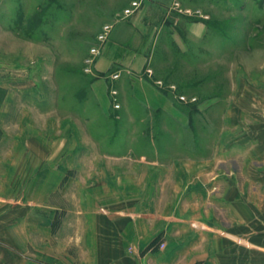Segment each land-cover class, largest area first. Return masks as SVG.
<instances>
[{
  "label": "rangeland",
  "instance_id": "rangeland-1",
  "mask_svg": "<svg viewBox=\"0 0 264 264\" xmlns=\"http://www.w3.org/2000/svg\"><path fill=\"white\" fill-rule=\"evenodd\" d=\"M134 1L140 6L127 15ZM193 21L205 31L191 39ZM108 23V39L124 26L140 45L154 39L143 70L155 80L158 68L165 88L176 85L183 121L130 94L118 108L95 95L100 73L87 59L108 41L98 39ZM245 89L264 98V0H0V192L15 203L46 198L53 211L75 201L123 208L146 190L129 186L145 174L141 162L210 154ZM260 230L261 247L264 220ZM239 254L264 263L262 248Z\"/></svg>",
  "mask_w": 264,
  "mask_h": 264
},
{
  "label": "crops",
  "instance_id": "crops-1",
  "mask_svg": "<svg viewBox=\"0 0 264 264\" xmlns=\"http://www.w3.org/2000/svg\"><path fill=\"white\" fill-rule=\"evenodd\" d=\"M188 29L191 39L199 38L205 23L193 21ZM122 30L96 60L95 95L112 106L108 75L117 65L118 100L130 94L183 121L174 91L155 84L167 77L157 68L153 80L143 70L154 39L140 45L137 32ZM174 38L179 44L183 39L178 33ZM246 91L230 103L210 154L170 153L141 162L146 175L129 186L146 190L127 197L123 208L75 201L53 211L46 198L15 203L0 192V264H264L239 261V253L264 250L257 241L264 220V98L259 90ZM247 243L252 249H245Z\"/></svg>",
  "mask_w": 264,
  "mask_h": 264
},
{
  "label": "built area",
  "instance_id": "built-area-1",
  "mask_svg": "<svg viewBox=\"0 0 264 264\" xmlns=\"http://www.w3.org/2000/svg\"><path fill=\"white\" fill-rule=\"evenodd\" d=\"M140 6V3L138 1H134L132 3V7H129L125 10V13L127 15H130L134 12L135 8ZM187 12H190V10H188ZM111 29H112V24H105L101 33L99 34L98 36V39L99 41L101 42H105L109 35H110V32H111ZM101 51H102V45L100 46H95L91 49V57H89L87 59V63H88V66H87V70L92 72L94 71L95 69V63H96V60H97V57L101 54ZM92 66H94V69L92 70ZM146 73L151 76L153 74V71L151 68H147L146 69ZM121 76V71H114V72H111L108 77L111 79V80H117L118 78H120ZM155 84L158 86V87H164V83L162 80H155ZM169 90H175L176 89V85L175 84H171L168 86ZM110 95H111V98H112V101L114 103V107L118 108L120 105L118 103V90L116 87H111L110 88ZM180 100L182 101H187V102H194L196 100L195 97H193L192 99H189L190 101H188V99L186 98L185 95H179L178 96ZM130 251H132V249H130Z\"/></svg>",
  "mask_w": 264,
  "mask_h": 264
}]
</instances>
